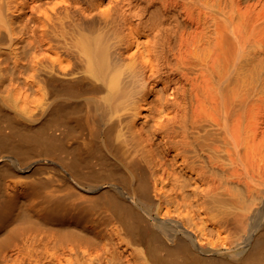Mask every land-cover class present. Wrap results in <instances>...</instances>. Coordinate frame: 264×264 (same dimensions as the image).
<instances>
[{
  "label": "bare ground",
  "instance_id": "1",
  "mask_svg": "<svg viewBox=\"0 0 264 264\" xmlns=\"http://www.w3.org/2000/svg\"><path fill=\"white\" fill-rule=\"evenodd\" d=\"M0 264H264V0H0Z\"/></svg>",
  "mask_w": 264,
  "mask_h": 264
}]
</instances>
